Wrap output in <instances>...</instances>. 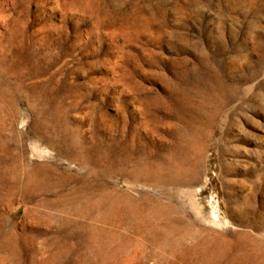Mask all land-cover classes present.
Returning a JSON list of instances; mask_svg holds the SVG:
<instances>
[{"label": "rangeland", "instance_id": "obj_1", "mask_svg": "<svg viewBox=\"0 0 264 264\" xmlns=\"http://www.w3.org/2000/svg\"><path fill=\"white\" fill-rule=\"evenodd\" d=\"M0 264H264V0H0Z\"/></svg>", "mask_w": 264, "mask_h": 264}]
</instances>
